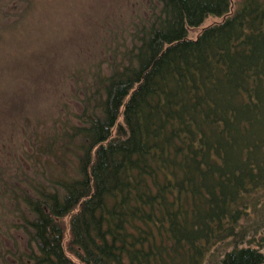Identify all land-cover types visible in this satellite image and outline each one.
<instances>
[{
    "label": "trees",
    "instance_id": "16d2710c",
    "mask_svg": "<svg viewBox=\"0 0 264 264\" xmlns=\"http://www.w3.org/2000/svg\"><path fill=\"white\" fill-rule=\"evenodd\" d=\"M140 1L102 21L77 108L24 132L0 188L21 264H264V0ZM36 2L0 0V50Z\"/></svg>",
    "mask_w": 264,
    "mask_h": 264
},
{
    "label": "rangeland",
    "instance_id": "374dc122",
    "mask_svg": "<svg viewBox=\"0 0 264 264\" xmlns=\"http://www.w3.org/2000/svg\"><path fill=\"white\" fill-rule=\"evenodd\" d=\"M230 1L233 10L241 0ZM139 3L37 0L27 30L4 42L0 50V188L11 186L13 179L17 183L22 166L28 169L21 153L22 147H29L25 130L47 132L54 120L64 118L67 108H77V82L72 76L103 55L102 21L129 18L138 12ZM220 21L209 17L190 31V37ZM7 194L0 190V264H11L16 255L25 260L28 248Z\"/></svg>",
    "mask_w": 264,
    "mask_h": 264
},
{
    "label": "flooded vegetation",
    "instance_id": "af4514ba",
    "mask_svg": "<svg viewBox=\"0 0 264 264\" xmlns=\"http://www.w3.org/2000/svg\"><path fill=\"white\" fill-rule=\"evenodd\" d=\"M12 259H13V262L11 264H21L22 260H23V257L22 256H12ZM26 261V259H25ZM5 263V261H3Z\"/></svg>",
    "mask_w": 264,
    "mask_h": 264
}]
</instances>
